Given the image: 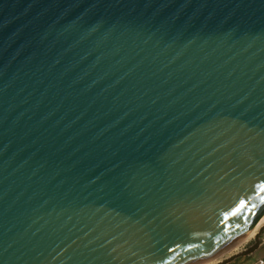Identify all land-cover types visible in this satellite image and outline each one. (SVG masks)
<instances>
[{
  "label": "water",
  "instance_id": "obj_1",
  "mask_svg": "<svg viewBox=\"0 0 264 264\" xmlns=\"http://www.w3.org/2000/svg\"><path fill=\"white\" fill-rule=\"evenodd\" d=\"M263 215L264 0H0V264H203Z\"/></svg>",
  "mask_w": 264,
  "mask_h": 264
},
{
  "label": "rangeland",
  "instance_id": "obj_2",
  "mask_svg": "<svg viewBox=\"0 0 264 264\" xmlns=\"http://www.w3.org/2000/svg\"><path fill=\"white\" fill-rule=\"evenodd\" d=\"M259 234V235H258ZM259 236V237H258ZM259 239L260 243L254 251L242 254L241 252L251 248ZM264 222L257 229L256 234L246 244L237 249L234 253L228 257L222 259L217 264H261L260 261H264ZM263 243V244H262ZM227 260V261H225ZM224 262V263H222Z\"/></svg>",
  "mask_w": 264,
  "mask_h": 264
},
{
  "label": "bare ground",
  "instance_id": "obj_3",
  "mask_svg": "<svg viewBox=\"0 0 264 264\" xmlns=\"http://www.w3.org/2000/svg\"><path fill=\"white\" fill-rule=\"evenodd\" d=\"M264 222V215L262 218L258 221V223L255 225V227L244 237L242 238L236 245H234L232 248L224 252L221 256L216 257L215 259H212L209 262L203 263V264H215L216 262L224 259L225 257H228L230 254L234 253L237 249H239L241 246L246 244L251 238L256 234L257 229L259 226Z\"/></svg>",
  "mask_w": 264,
  "mask_h": 264
},
{
  "label": "trees",
  "instance_id": "obj_4",
  "mask_svg": "<svg viewBox=\"0 0 264 264\" xmlns=\"http://www.w3.org/2000/svg\"><path fill=\"white\" fill-rule=\"evenodd\" d=\"M259 235V234H258ZM259 237V236H258ZM259 243H260V241H259V239L256 241V243L251 247V248H248L247 250H245V251H243V252H241L242 254H245V253H249V252H251V251H254L255 249H257V247H258V245H259ZM225 261H227V260H225ZM222 263H224V262H222ZM220 264V263H219Z\"/></svg>",
  "mask_w": 264,
  "mask_h": 264
},
{
  "label": "snow or ice",
  "instance_id": "obj_5",
  "mask_svg": "<svg viewBox=\"0 0 264 264\" xmlns=\"http://www.w3.org/2000/svg\"><path fill=\"white\" fill-rule=\"evenodd\" d=\"M244 207V205L243 204H241V208H243ZM256 207V205H252V208L254 209ZM251 215H252V213L250 212L249 213V217H248V219H251ZM237 227H239V225H237Z\"/></svg>",
  "mask_w": 264,
  "mask_h": 264
},
{
  "label": "built area",
  "instance_id": "obj_6",
  "mask_svg": "<svg viewBox=\"0 0 264 264\" xmlns=\"http://www.w3.org/2000/svg\"><path fill=\"white\" fill-rule=\"evenodd\" d=\"M260 263H261V264H264V261H263V260H261V261H260Z\"/></svg>",
  "mask_w": 264,
  "mask_h": 264
},
{
  "label": "crops",
  "instance_id": "obj_7",
  "mask_svg": "<svg viewBox=\"0 0 264 264\" xmlns=\"http://www.w3.org/2000/svg\"><path fill=\"white\" fill-rule=\"evenodd\" d=\"M263 243H264V241H263ZM263 243H262V244H263Z\"/></svg>",
  "mask_w": 264,
  "mask_h": 264
}]
</instances>
